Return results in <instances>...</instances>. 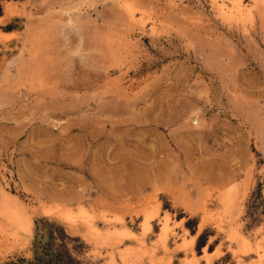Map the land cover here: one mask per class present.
Returning a JSON list of instances; mask_svg holds the SVG:
<instances>
[{"label": "rangeland", "instance_id": "1", "mask_svg": "<svg viewBox=\"0 0 264 264\" xmlns=\"http://www.w3.org/2000/svg\"><path fill=\"white\" fill-rule=\"evenodd\" d=\"M240 2L0 0V264H264V0Z\"/></svg>", "mask_w": 264, "mask_h": 264}, {"label": "bare ground", "instance_id": "2", "mask_svg": "<svg viewBox=\"0 0 264 264\" xmlns=\"http://www.w3.org/2000/svg\"><path fill=\"white\" fill-rule=\"evenodd\" d=\"M216 1V3L217 4H219L220 2H222L221 4H220V6H219V10L221 11V12H223L224 14H234V12L232 11L233 9L232 8H229V6L228 5H226V3H225V0H215ZM241 0H236V3H235V6L237 7V11H238V13H240L241 11H243V10H241V2H240ZM231 4V3H230ZM243 9V8H242ZM249 11V10H248ZM251 11V10H250ZM246 12V11H245ZM237 13V12H236ZM229 18V17H228ZM233 18V17H232ZM70 214V213H69ZM68 215V214H67ZM66 215V216H67ZM92 217V216H91ZM166 230V229H165ZM89 231V230H88Z\"/></svg>", "mask_w": 264, "mask_h": 264}]
</instances>
